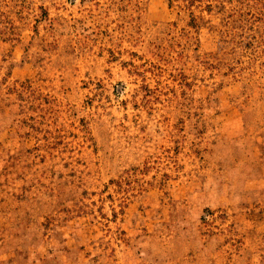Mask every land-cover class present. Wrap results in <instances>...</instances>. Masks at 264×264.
Wrapping results in <instances>:
<instances>
[{
    "label": "rangeland",
    "instance_id": "374dc122",
    "mask_svg": "<svg viewBox=\"0 0 264 264\" xmlns=\"http://www.w3.org/2000/svg\"><path fill=\"white\" fill-rule=\"evenodd\" d=\"M0 264H264V0H0Z\"/></svg>",
    "mask_w": 264,
    "mask_h": 264
}]
</instances>
